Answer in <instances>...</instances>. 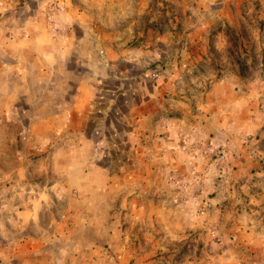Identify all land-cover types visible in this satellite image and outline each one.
<instances>
[{
	"label": "crops",
	"instance_id": "1",
	"mask_svg": "<svg viewBox=\"0 0 264 264\" xmlns=\"http://www.w3.org/2000/svg\"><path fill=\"white\" fill-rule=\"evenodd\" d=\"M228 29L252 70L264 0H0V264H264Z\"/></svg>",
	"mask_w": 264,
	"mask_h": 264
},
{
	"label": "rangeland",
	"instance_id": "2",
	"mask_svg": "<svg viewBox=\"0 0 264 264\" xmlns=\"http://www.w3.org/2000/svg\"><path fill=\"white\" fill-rule=\"evenodd\" d=\"M191 14H192V12L190 13V11H189V13H187V17L191 16ZM230 33L231 34L229 36L232 39V41H231V43H232L231 44V51H232L231 53H232V56H228V57H226V56H219L218 62H219V64L226 65L227 68L229 69L230 74L234 75L235 73H238V71L236 69L237 64L235 63V61H236L235 60V56H236L235 54H236V52H237L238 49L236 48V43H235L236 41H233L234 31L230 29ZM245 38L247 39L246 36H245ZM247 45H250V44L247 43ZM248 59L251 60V61L254 60V59H256L255 60L256 61L255 62L256 64H253L252 65V70L247 71L246 75H244V77H243L244 78L243 83L242 82H239L238 84H244V83L245 84H249L248 81L249 80H252L253 77H257V81H260V80L264 79V57H261V56H258V57H256V56L249 57L248 56ZM237 68H238V66H237ZM219 69H220V71L218 73V76L219 75L223 76L224 75V72L222 70H225V69L223 68V66L220 67V65H219ZM257 84H264V82H260V83H257ZM216 237H215L216 238V241H218L219 238H218V236H216Z\"/></svg>",
	"mask_w": 264,
	"mask_h": 264
},
{
	"label": "trees",
	"instance_id": "3",
	"mask_svg": "<svg viewBox=\"0 0 264 264\" xmlns=\"http://www.w3.org/2000/svg\"><path fill=\"white\" fill-rule=\"evenodd\" d=\"M227 33H228L229 35L231 34V33H230V29L227 30ZM231 41H232V39H231ZM233 41H236V42H235V43H236V48L238 49V48H239V45H238V40H237V37H236L235 33H234V36H233ZM234 52H235V51H234ZM235 55H236V54H235ZM235 60H236V62H237V64H238V67H239V74L241 75V77H244V75H246L247 71H250L249 64L247 63V58L241 56V54H237V55L235 56ZM255 62H256L255 60H252V62H251V66H252L253 64H256Z\"/></svg>",
	"mask_w": 264,
	"mask_h": 264
},
{
	"label": "built area",
	"instance_id": "4",
	"mask_svg": "<svg viewBox=\"0 0 264 264\" xmlns=\"http://www.w3.org/2000/svg\"><path fill=\"white\" fill-rule=\"evenodd\" d=\"M250 139V138H249ZM251 140V139H250ZM220 158L223 159L224 158V154L220 153Z\"/></svg>",
	"mask_w": 264,
	"mask_h": 264
}]
</instances>
